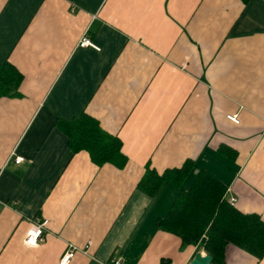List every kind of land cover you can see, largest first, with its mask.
<instances>
[{"label": "crops", "instance_id": "crops-1", "mask_svg": "<svg viewBox=\"0 0 264 264\" xmlns=\"http://www.w3.org/2000/svg\"><path fill=\"white\" fill-rule=\"evenodd\" d=\"M86 34L98 49L79 48ZM0 264H189L197 246L155 225L178 189L137 188L191 162L264 224V0H0ZM236 116L237 124L227 116ZM87 117L124 163L71 153L58 124ZM23 158L14 164L13 158ZM46 223L34 248L31 222ZM223 264H264L226 246Z\"/></svg>", "mask_w": 264, "mask_h": 264}, {"label": "trees", "instance_id": "trees-1", "mask_svg": "<svg viewBox=\"0 0 264 264\" xmlns=\"http://www.w3.org/2000/svg\"><path fill=\"white\" fill-rule=\"evenodd\" d=\"M21 75L7 63L0 64V98L16 94ZM71 153L85 152L91 163L122 165L119 141L106 134L94 120L79 117L58 124ZM191 162L179 169L156 174L145 168L137 188L149 197L162 184L178 189L166 213L155 220L160 230L176 236L182 246H197L210 257V264H223L226 246H233L256 259L264 254V224L254 214H241L224 199L225 186L204 170L198 171L186 189H179ZM163 264V263H161Z\"/></svg>", "mask_w": 264, "mask_h": 264}, {"label": "built area", "instance_id": "built-area-1", "mask_svg": "<svg viewBox=\"0 0 264 264\" xmlns=\"http://www.w3.org/2000/svg\"><path fill=\"white\" fill-rule=\"evenodd\" d=\"M77 47L79 48H91L95 51L98 49L92 44L90 39L86 36V34H83L78 42H77ZM227 119L234 123L237 124V119L236 116H227ZM13 163L14 164H20L23 161V158L16 156L13 158ZM227 203L229 206H233L235 204V199L231 198L227 200ZM46 228V223L42 220H35L34 222H31L29 227L27 228L24 238H23V245L26 248H34L38 245V243L42 240L43 232ZM75 248L72 246H67L63 254L61 255L58 264H68L70 260L72 259L74 253H75ZM93 264H119L118 259H111L108 262L105 263H96L94 262Z\"/></svg>", "mask_w": 264, "mask_h": 264}, {"label": "water", "instance_id": "water-1", "mask_svg": "<svg viewBox=\"0 0 264 264\" xmlns=\"http://www.w3.org/2000/svg\"><path fill=\"white\" fill-rule=\"evenodd\" d=\"M189 264H210V257L206 254H195Z\"/></svg>", "mask_w": 264, "mask_h": 264}]
</instances>
